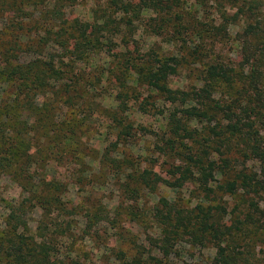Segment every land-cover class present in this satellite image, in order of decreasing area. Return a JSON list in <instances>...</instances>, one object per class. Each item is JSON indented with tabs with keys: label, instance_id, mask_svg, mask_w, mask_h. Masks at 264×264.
<instances>
[{
	"label": "rangeland",
	"instance_id": "374dc122",
	"mask_svg": "<svg viewBox=\"0 0 264 264\" xmlns=\"http://www.w3.org/2000/svg\"><path fill=\"white\" fill-rule=\"evenodd\" d=\"M160 3V14L142 9L132 15L122 8L124 4L131 5L130 9L143 6V0H77L67 9L70 21L80 19L90 26L98 22L107 28H100L98 37L103 46L99 51L89 54L88 63H76L86 99L74 113L63 101L62 108L55 112L63 129L64 121L66 125L75 124L72 128L79 139V165L69 162L76 161L70 153L66 155L68 160L33 168L35 183L41 177L61 181L67 186V207H77L57 217L62 226L58 235H66L61 238L62 252L68 255L73 250V256L79 255L86 264H215L218 250L210 238L201 241L186 231L169 247L163 214L166 203L177 205L187 222H193L190 219L196 215V207L220 203L226 212L222 211L218 218L226 229L238 235L236 245L226 241L229 250L240 255L238 264H264V223L249 236L253 240L250 244L234 227L237 219H245L250 204L247 197L241 196L244 192L238 198L221 190L219 195L210 193L197 182L196 172L194 178L190 174L188 179L180 178L187 167L185 155L192 146H208L211 129L216 128V118L210 114L188 116L182 112L188 107L207 109L208 105L201 109L203 99L198 96L200 93L206 97L201 92L204 61H219L226 69L239 73L236 91L248 88L252 97L257 94L254 89L259 94L264 91V0ZM154 56L185 58L183 67L169 79L173 90L189 94L185 102L169 100L150 87L143 81L140 69L127 71L126 59L131 58L130 63L142 68ZM224 91L214 94L213 99L225 101ZM252 97H241L243 108ZM259 97L264 104V93L254 99ZM258 104L254 101L251 107ZM174 116L186 122L188 134L182 132L177 138L170 130ZM216 117L221 121L224 115ZM173 140L180 141V145ZM244 159L240 158L237 165L243 167L242 160L247 161ZM245 165L249 171L262 173L259 162L248 158ZM144 170L171 184L159 183L153 190L137 181L126 186L130 174ZM215 176L209 187L224 183L221 174ZM0 186V199H22L24 189L9 177L3 178ZM253 204L264 209V197L256 198ZM236 205L239 210L234 214ZM5 215L0 204V224ZM44 218L43 212L36 209L29 216L31 227L36 230Z\"/></svg>",
	"mask_w": 264,
	"mask_h": 264
},
{
	"label": "trees",
	"instance_id": "16d2710c",
	"mask_svg": "<svg viewBox=\"0 0 264 264\" xmlns=\"http://www.w3.org/2000/svg\"><path fill=\"white\" fill-rule=\"evenodd\" d=\"M76 1L0 0V184L3 178L9 177L24 189L20 200L0 199L6 211L0 224V264H86L79 255L73 256V250L65 255L61 249V238L66 235H58L62 226L57 217L77 209L76 206L67 207L68 203L64 200L67 186L47 177H41L35 183L37 178L33 174L34 167L63 162L68 160L66 155L70 153L76 158V161L70 160L71 163L79 165L77 161L81 158L77 154L79 139L72 128L75 124L66 125L64 121L63 129L61 119L55 118V112L62 108L64 102L74 113V109L86 99L76 63L78 60L88 63L89 54L99 51L103 45L98 34L100 28L107 27L102 28L98 22L86 25L80 19L70 21L67 9ZM130 7L122 5L132 15L142 9H152L160 14L162 9L160 0H143V6ZM108 22L113 23L112 20ZM130 60H125L127 71L131 72L130 68L140 69L143 81L167 99L184 101L189 95L169 86L170 77L183 67L184 57L154 56L142 68L130 63ZM120 65L119 62L118 67ZM204 66L201 92L206 97H201L200 93L198 96L203 99L201 109L208 105L207 109L197 111L188 107L182 112L188 116L210 114L216 118V128L211 129L213 132L208 146H192L185 155L183 162L187 167L180 178L185 180L198 174L196 180L200 186L215 195H219L221 190L238 198L239 193L244 192L241 196L247 197L250 204L245 219H237L234 227L250 244L253 240L248 239L249 236L264 223V209L260 204H253L256 198L264 197V104L260 97L254 99L255 96H263L264 91L259 94L258 89H254L257 94L253 93V97L248 95V88H242L244 92L236 91L239 73L226 69L219 61H204ZM253 78H256L255 75ZM220 90H226L225 101H215L212 97ZM241 97L244 100L252 97L246 100L249 105L244 104V108ZM254 101H259L257 107H251ZM219 113L224 115L221 121L216 117ZM169 125L177 138L182 132L189 133L186 122L176 116ZM71 134L77 138L69 136ZM181 139L184 140V135ZM174 142L180 145V141ZM223 149L226 152L221 151ZM242 157L259 162L262 173L258 175L249 171L245 165L247 161L242 160L243 167L238 166ZM218 173L224 178V183H219L216 188L209 187ZM128 178L127 187L133 181L149 190L155 189L159 183L171 184L149 170L133 172ZM165 206L167 210L163 216L168 226L165 240L169 247L187 231L196 239L210 238L216 243L218 261L215 264H238L240 255L230 251L226 242L236 245L238 235L230 228L226 229L218 218L222 211L226 212L224 206L220 203L215 206L199 205L195 209L196 215L190 219L193 222H187L177 205L166 203ZM36 209H40L45 218L34 230L29 216ZM237 210L239 205L233 209L234 214Z\"/></svg>",
	"mask_w": 264,
	"mask_h": 264
}]
</instances>
